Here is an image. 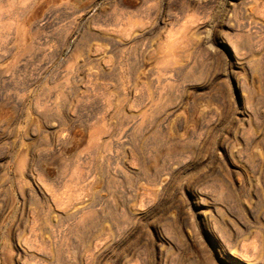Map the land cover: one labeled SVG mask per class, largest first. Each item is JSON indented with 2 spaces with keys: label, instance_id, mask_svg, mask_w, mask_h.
Returning <instances> with one entry per match:
<instances>
[{
  "label": "rangeland",
  "instance_id": "rangeland-1",
  "mask_svg": "<svg viewBox=\"0 0 264 264\" xmlns=\"http://www.w3.org/2000/svg\"><path fill=\"white\" fill-rule=\"evenodd\" d=\"M0 264H264V0H0Z\"/></svg>",
  "mask_w": 264,
  "mask_h": 264
}]
</instances>
